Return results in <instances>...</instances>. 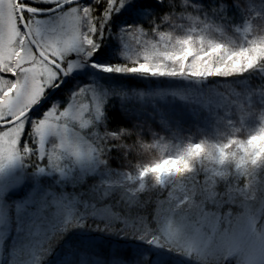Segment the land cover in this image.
<instances>
[{
  "label": "snow or ice",
  "instance_id": "obj_1",
  "mask_svg": "<svg viewBox=\"0 0 264 264\" xmlns=\"http://www.w3.org/2000/svg\"><path fill=\"white\" fill-rule=\"evenodd\" d=\"M126 5L151 9L146 12L153 16L151 26L129 23L116 34L124 63H96L92 58L103 51L106 26ZM233 6L242 12V23L229 22ZM261 27L264 0L259 8L254 0H2L0 179L18 168L16 183L32 180L34 187L17 201L8 196L11 185L0 184V242L9 241L15 223L26 238L21 247L38 249L30 264H43L45 253L67 232L92 223L152 247L112 250L77 238L71 264H173L167 252L191 264H264V151L251 146L264 128L243 139L228 138L219 111L213 133L195 141L151 127L146 136L142 124L112 128L106 105L113 90L96 81L73 91L64 107L54 102L42 114L34 112L49 89H59L64 77L89 62L103 73L197 85L264 72V55L251 65L243 62L245 54L264 50V38L252 39L254 28ZM209 31L248 39L234 45L231 39H210ZM133 95L142 101L146 94ZM147 95L161 101L189 98L184 88ZM212 102L208 98L204 107ZM149 152L158 156L147 159ZM42 174L84 190H49L36 179Z\"/></svg>",
  "mask_w": 264,
  "mask_h": 264
},
{
  "label": "trees",
  "instance_id": "obj_2",
  "mask_svg": "<svg viewBox=\"0 0 264 264\" xmlns=\"http://www.w3.org/2000/svg\"><path fill=\"white\" fill-rule=\"evenodd\" d=\"M91 3V0L80 4ZM136 3V0L133 2ZM261 0H254V6L259 8ZM53 6V5H52ZM51 6V7H52ZM151 12V9H137L135 11L125 7L120 12L113 14V19L106 26L105 33L101 38V47L103 51L96 55L97 63H124L125 60L120 56V44L116 39V34L121 28L126 27L129 23H141L145 28H149L150 20L153 19L152 15L146 14ZM228 19L230 23H242V12L240 9L233 6L228 12ZM179 34H183L182 30ZM212 39H225L218 32L209 31ZM209 36V35H208ZM235 40L233 43H239L242 41V36H231ZM246 39L248 37L244 36ZM264 38V27L254 28L252 33V39ZM116 39V40H115ZM107 42H111L112 45L108 47ZM258 55H264V51ZM256 54L251 56H244L245 59L252 58L247 65H251L255 59ZM239 58V57H238ZM244 62V61H243ZM246 62V61H245ZM244 62V63H245ZM241 63V62H240ZM87 71L86 74H88ZM103 78H111L114 82L122 83L129 95H123L121 99L110 98L106 105L107 123L112 128L129 127L133 124H142L144 127V134L149 136L148 128L151 127L161 135L171 136L172 132H178L181 138L191 137L193 141L198 140L203 135L209 134L213 131V121L217 112H222L221 127H224V132H228L227 121L231 117L232 122H237L239 116L247 114L259 120L264 115V72L258 70H252L249 73H245L242 76H235L223 79H212L204 85H197L180 79L169 78H153L144 77L137 74H124V75H112L111 73H103ZM76 80L86 83V76H75ZM100 79V78H99ZM102 80V79H101ZM253 85L257 87L252 89ZM70 81H67L63 86L65 88H71ZM240 89L237 93L236 88ZM176 88H184L188 94L186 101H180L177 98L169 96L166 100L161 101L158 98H144L142 101L134 96L132 93L144 92L153 93L156 91H168ZM59 92V96H63ZM203 93V96L201 95ZM211 98L212 104L208 108H205V101ZM48 104H44L39 110H35L37 115L42 112ZM220 106L217 108V106ZM162 121L167 122V127H164ZM232 124V123H231ZM230 124V125H231ZM235 125V123H233ZM231 126L232 131H236V127ZM221 129V128H220ZM231 132V130H230ZM239 132H236V134ZM239 136L245 137L239 133ZM150 138V137H149ZM158 156L156 152H149L147 159H154ZM116 163L113 167H116ZM51 179V178H50ZM41 186L49 190H55L57 192L63 191L67 193L80 192L83 188L74 187L64 183H55L53 179L43 180ZM29 185H26L25 189H22L18 194L9 193L11 199L21 200L26 196ZM95 219V218H92ZM15 233V235H14ZM16 240L23 245L25 238L20 239L18 231L16 230L15 223L12 225V237L8 242H3V255L0 264H8L9 260V243L12 240ZM81 238L85 243L100 244L104 247H108L112 250L117 248H132V249H149L152 246L148 245L144 241L127 240L117 237L115 233H109L107 231L98 229L94 224L89 223L87 227L73 228L72 231L67 232L62 240H59L54 246L49 249V254L46 252L43 259V264H71L74 258V249L72 247V241ZM157 250V249H154ZM93 251H99V249H93ZM67 254L68 260H62L57 262L61 256ZM145 257L148 256V252L144 251ZM172 259L173 264H182L185 262ZM182 262V263H179Z\"/></svg>",
  "mask_w": 264,
  "mask_h": 264
},
{
  "label": "rangeland",
  "instance_id": "obj_3",
  "mask_svg": "<svg viewBox=\"0 0 264 264\" xmlns=\"http://www.w3.org/2000/svg\"><path fill=\"white\" fill-rule=\"evenodd\" d=\"M134 1L135 0H129V3H133ZM0 2H2V0H0ZM36 6L47 8V7H51L52 5H50V4H37ZM125 7H127V5ZM208 35H209L210 39L215 38V37L211 36L210 34H208ZM226 38L227 39H231V41L233 43L235 42L233 37H226ZM245 40H246V38L244 36H242V41H240L239 43L236 42V45H243ZM106 45L108 47H110L112 45V43L111 42H107ZM263 51L264 50H256V51L253 52V54L258 55L259 53H262ZM246 55L247 54H245V56ZM252 58H247V59L243 58V61L244 62L246 61L245 63H248ZM2 60H3V42L0 41V61H2ZM92 60L97 63V58L96 57H93ZM240 62H241V58H237V60L235 61V64L239 65ZM90 63L91 62H89L88 65H86V66H84L82 68L74 70L71 74H69L67 76L68 77L67 81H70V84L72 85L71 88H69V89L65 88L66 90L61 91V92H60L61 88L59 90L55 91L51 95V97L48 99V101H47L48 105L46 106V108L44 110H46L54 102H59V106L60 107H64L67 104L68 99L70 97V94L73 91H76L78 89V87H81L84 84L91 83L93 81L102 83V84L106 85L107 87H109L110 89H112L113 90V94H112V96L110 98L121 99L124 94H127L129 96L131 95V94H128V92L126 90V87L122 83L114 82L111 78H108V77L103 78V76H102L103 72H100V71H98L96 69H93L90 66ZM87 71H89L88 74H86ZM111 74L112 75H117V76L124 75V74H117V73H111ZM78 75L86 76L87 82L83 83V82H80V81L76 80L75 76H78ZM62 89H64V87H62ZM49 90H51V89H49ZM59 92L62 93L63 96L60 97L59 96ZM138 93H140V92H138ZM145 94H146L145 98H151V99L156 98L154 96L147 95L148 93H145ZM132 96L138 98L136 95H133V93H132ZM43 111L40 112V114H42ZM233 123H235V125H233ZM226 124H227L228 129L231 130V132H230V130H228V132H224V127H221L222 124L220 125L221 132L225 136H227L228 138L235 137L237 139H243V138L247 137L250 133H254L257 130H259L261 128H264V115L261 118H259V120H257V119H254L250 115L249 111H247V114H245V115L243 114V115L239 116V120L237 122H232L231 119H228ZM232 125L234 127H236V129H235L236 131H232V128H231ZM236 132H239L240 134H242L244 136L246 135V136L245 137H241V136L237 135ZM212 133H213V131L210 133V135ZM251 146L253 148H259L261 151H264V136L254 137L252 142H251ZM257 155H259V152L257 153ZM21 175H22L21 171L17 168L15 170H10V174H6V176H7L6 179H0V184L11 185V188L8 191V196L9 197H11V195L9 193H12V192L13 193H18L20 190L25 189L26 185H29L28 191H26L27 192L26 196L28 195L29 192L32 191V189L34 187L32 180H27V181H24V182H22L20 184L16 183L17 177H19ZM50 178L53 179L55 183H57V181L59 179L54 174L53 175L42 174L39 177H37L36 179H38V181H39V183L41 185V182L43 180H48V179L51 180ZM60 183H64L65 185L68 184V185H71V186H74V187H79V186H76V185H74V184H72L70 182H60ZM18 234H19V238L20 239L25 238V236L22 233L18 232ZM14 235H15V233H14ZM117 237L124 238V239H127V240H131V239L138 240V239H135L133 237L126 236V235H120V234H117ZM138 241H140V240H138ZM2 244H3V242H0V262L2 260V255H3V245ZM8 245H9V251H10L9 252V260H7L8 264H19L20 261H24L25 264H30V257L32 255H34L36 251H38V249L35 246H31L29 248H22L21 244L18 243L13 238H12V240L10 241V243ZM157 251H165V250L164 249H157ZM49 252L50 251L48 250L47 253L49 254ZM166 255H167V257L170 256L174 260H179V261L185 262V263H182V262H179V263L191 264V262L188 261L185 257L177 256V254L175 252H167ZM68 259H69V256L67 254H64L63 256L60 257L59 260H57V262H60L62 260H68Z\"/></svg>",
  "mask_w": 264,
  "mask_h": 264
},
{
  "label": "water",
  "instance_id": "obj_4",
  "mask_svg": "<svg viewBox=\"0 0 264 264\" xmlns=\"http://www.w3.org/2000/svg\"><path fill=\"white\" fill-rule=\"evenodd\" d=\"M87 1H89V0H79V3H83V2H87ZM53 7V6H52ZM65 7H67V6H65ZM47 8H49V7H47ZM67 79H68V77H64V83L61 85V87H63L64 85H65V83L67 82ZM60 87V88H61ZM59 88V89H60ZM59 89H55V90H53V89H51V90H49L48 91V94H47V96H46V99L42 102V104H41V106L40 107H42L44 104H47V101H48V99L51 97V95L55 92V91H57V90H59ZM39 107V108H40ZM35 111V110H34Z\"/></svg>",
  "mask_w": 264,
  "mask_h": 264
}]
</instances>
